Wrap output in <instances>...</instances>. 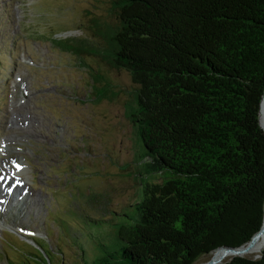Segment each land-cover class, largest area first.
I'll return each mask as SVG.
<instances>
[{
    "label": "trees",
    "instance_id": "1",
    "mask_svg": "<svg viewBox=\"0 0 264 264\" xmlns=\"http://www.w3.org/2000/svg\"><path fill=\"white\" fill-rule=\"evenodd\" d=\"M110 1L85 30L98 38L60 42L133 81V213L90 264H195L246 244L264 216V0ZM258 254L218 264H264Z\"/></svg>",
    "mask_w": 264,
    "mask_h": 264
},
{
    "label": "rangeland",
    "instance_id": "2",
    "mask_svg": "<svg viewBox=\"0 0 264 264\" xmlns=\"http://www.w3.org/2000/svg\"><path fill=\"white\" fill-rule=\"evenodd\" d=\"M111 9L110 0H0V160L26 166L14 179L0 166L10 178L0 184L10 208L32 193L16 226L0 222V264H90L102 244L119 245L117 222L133 213L141 149L126 111L132 78L60 44L94 41L91 17Z\"/></svg>",
    "mask_w": 264,
    "mask_h": 264
},
{
    "label": "bare ground",
    "instance_id": "3",
    "mask_svg": "<svg viewBox=\"0 0 264 264\" xmlns=\"http://www.w3.org/2000/svg\"><path fill=\"white\" fill-rule=\"evenodd\" d=\"M263 100H264V97H263V99L261 101V105H262V102H263L262 111L264 112V101ZM260 114H261V110H260ZM18 155H19V153H18ZM24 158H27V157L25 156ZM1 160L3 161V164L1 163V165H0V166H2V172L5 174V176H8V177L10 176L13 179L14 178H18L20 176V172H22V174H23L24 169L26 168L25 165H24L25 167L23 166V164L25 163L24 161L23 162L22 161L13 162V161L9 160L12 163V169H9V168H6V166H4V163L7 164V160H3L2 157H1ZM26 163H29V162H26ZM18 165H19V167H17ZM1 177L2 176H0V178ZM2 178H4V176ZM3 180H5V182L7 184V182L10 181V178H6L5 177ZM13 183H14V181H13ZM13 185L17 186V183L13 184ZM13 185H8V187L10 188ZM30 194H32L30 191L27 192L24 196H22L23 194L21 195V193H20L21 199L23 200V204H22V201H21L17 205H15V207L10 208L9 207L10 203H11L10 202L11 201L10 192H9V190H6V189L2 188V186L0 184V222H2V224H4V225H8V226L14 225V226H16L17 225L16 224V221H17L16 217H20V214L27 207V204H28V201H29L28 195H30ZM263 246H264V228L262 229L261 239L259 240L258 243L249 245V248L247 250V254L250 255V254L259 252L262 249ZM219 255L220 254L217 253V257Z\"/></svg>",
    "mask_w": 264,
    "mask_h": 264
},
{
    "label": "water",
    "instance_id": "4",
    "mask_svg": "<svg viewBox=\"0 0 264 264\" xmlns=\"http://www.w3.org/2000/svg\"><path fill=\"white\" fill-rule=\"evenodd\" d=\"M264 97V92H263V96L262 99ZM264 228V216H263V223L261 228L253 235V237L246 243L243 244L241 246H237V247H232V246H221L216 248L215 250L211 251L209 257L205 260H202L200 262H197L195 264H218L220 262H222L224 259H226L227 257H231L233 255H245L247 254V250L249 248V245L251 244V242L253 241V239L255 238L256 235H258L259 231L262 230ZM217 253L220 254L219 257H217ZM260 256V254L255 255V257Z\"/></svg>",
    "mask_w": 264,
    "mask_h": 264
},
{
    "label": "snow or ice",
    "instance_id": "5",
    "mask_svg": "<svg viewBox=\"0 0 264 264\" xmlns=\"http://www.w3.org/2000/svg\"><path fill=\"white\" fill-rule=\"evenodd\" d=\"M17 167H19V165Z\"/></svg>",
    "mask_w": 264,
    "mask_h": 264
}]
</instances>
